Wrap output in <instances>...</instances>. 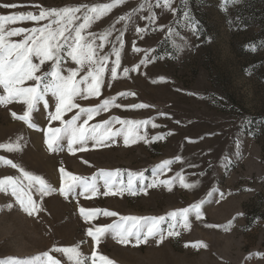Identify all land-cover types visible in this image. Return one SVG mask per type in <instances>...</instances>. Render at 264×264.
I'll return each instance as SVG.
<instances>
[{
    "label": "rangeland",
    "instance_id": "1",
    "mask_svg": "<svg viewBox=\"0 0 264 264\" xmlns=\"http://www.w3.org/2000/svg\"><path fill=\"white\" fill-rule=\"evenodd\" d=\"M5 4L16 7L0 6V16L80 7L74 22L78 26L83 23L85 5L103 6L114 0H0V5ZM129 15L130 21L120 20ZM153 15L154 22L149 19ZM51 19L8 23L5 28L25 30L24 35L10 38L18 43L32 28L43 27ZM169 28L178 35L169 36ZM106 32L109 35L104 41L99 37ZM84 34L100 45L98 59L109 57L103 84L96 97H88L86 92L76 97L74 102L80 107L65 113L63 119L69 121L81 115L80 108H96L111 99L108 109L88 120L89 127L111 121L115 131L122 127L117 120L150 123L139 129L143 138L128 146L123 136H116L100 146L89 141L85 150L74 145L70 152L63 139L62 150L50 151L47 130L62 127L49 119L48 114L55 110L50 94L48 106L41 103L31 114L36 127L12 115H24L27 107L22 102L0 105V145L22 138L18 151L0 148V179L20 177L17 169L3 164V160H11L57 189L43 197L33 191L42 209L33 217L19 209L14 197L0 193V208L13 204L11 211H0V260L29 259L49 252L61 264H71L67 256L52 249L78 245L85 256H91L97 245L87 235L90 227L110 225L120 216H167L203 200V218L191 215L190 229L177 227L178 237H167L165 232L162 243L149 240L133 247L106 234L98 246L99 254L115 264H264V0H174L171 10L156 6V0H124L94 20ZM173 40L183 44L181 51L175 50ZM116 51L120 52L119 66ZM62 55V74L80 68L67 56V49ZM146 57L148 63L144 64ZM51 70V62L41 66V72ZM84 75L87 71L81 70L77 79ZM23 86H33V82ZM140 104L149 107L140 108ZM84 119L87 117L81 115V121ZM237 141L240 156L236 155ZM169 160L173 161L170 170L156 174L157 167ZM61 169L95 177L98 191L87 194L80 188L65 198L59 192ZM117 170L120 174L111 191L120 194H106L109 189L100 173ZM130 172H142L145 177L133 181L137 195L121 191V186L127 187ZM180 175L195 187H182ZM154 176L158 181L172 180L171 190L165 184L148 187ZM80 208L97 215L85 221ZM104 212L119 215L105 216ZM169 222L161 226L167 229ZM230 222L231 229L222 230ZM208 224L221 227H206ZM196 242L207 248L185 247Z\"/></svg>",
    "mask_w": 264,
    "mask_h": 264
},
{
    "label": "snow or ice",
    "instance_id": "2",
    "mask_svg": "<svg viewBox=\"0 0 264 264\" xmlns=\"http://www.w3.org/2000/svg\"><path fill=\"white\" fill-rule=\"evenodd\" d=\"M149 0H146V3ZM174 0H156V6H163L171 10V5ZM227 2V0H226ZM233 3L239 0H232ZM124 3V0H114V4H107L103 6H88L85 5L86 11L83 16V23L78 26L74 25L76 14L81 12L80 7L62 9L41 10L39 15L31 12L25 15H10L0 16V89L3 94H0V105H7L12 101H20L27 107L24 115L16 116L12 113L14 118L20 119L28 123L29 127H36L31 122V114L38 110V106L43 103L48 106L46 97L50 94L54 98V114L49 113V119L52 121H59L62 127L52 128L47 130L46 143L50 151L62 150L60 141L66 139L68 141V150L74 151V145H79L80 150H85L89 141H95L97 146L104 144L105 141L111 140L116 136L124 137V144L126 146L131 143L142 139L139 129L150 121H127L117 120L122 127L113 131L111 121H106L104 124H97L89 127L88 120L92 119L94 115L99 114L100 111L106 110L113 100L106 99L103 103L96 108H80V114L87 117L81 121V115L73 117L69 121H65L63 116L68 111L79 108L80 106L75 103V98L81 96L86 92L88 97H96L101 92L103 84V75L105 72L104 64L108 61L107 55L102 58H97V45L94 38H89L85 35V29L89 28L92 22L101 18L106 12L116 5ZM5 8L16 7L14 4L0 5ZM143 6H141L142 8ZM185 19H189L188 12H184ZM51 19V22L45 24L43 27L32 28L30 34L25 35L21 42H12L11 37L20 36L25 34L23 28L13 29L6 31V24L17 23L22 21H42ZM131 15L120 17L121 21H130ZM153 22L156 17L153 15L149 17ZM163 30V29H161ZM140 32L146 31L140 29ZM192 31H196V26L192 24ZM169 36L178 35L169 28ZM74 33V35H73ZM109 33H104L100 39L107 41ZM119 39V38H118ZM183 39V38H181ZM173 46L177 52L181 51L183 44L176 43L173 40ZM252 50H255V45H250ZM67 49V56L79 65L80 68L76 70H69L70 74H62L61 64L64 59L62 53ZM117 66L120 64V52L114 53ZM38 61V62H34ZM46 62H51L52 70L50 72H41V66ZM142 63L147 64L148 58L146 57ZM86 70L87 75L81 79H77L79 72ZM136 70V69H134ZM127 75V69L124 70ZM113 78L116 77V70L111 72ZM163 79V78H161ZM27 81H32L33 86L24 87ZM81 85H87L86 89ZM138 107L146 108L149 105L140 104ZM250 123V122H249ZM153 127L156 125L153 124ZM18 138L15 143H8L0 145L8 151L20 150ZM237 156H240V142H236ZM177 159H180L179 157ZM173 161H165L156 169V174L165 170H170L169 166ZM3 164L11 166L20 172V177L7 176L0 179V193L10 195L15 198V204L19 209L26 213L29 217L38 215L42 210L41 205L33 198V191L38 193L40 197L51 195L57 189L52 187L42 176L35 175L19 167L11 160H3ZM63 177V185L60 187L59 192L65 198L74 193L77 189L82 188L84 193L93 194L98 191L96 185V178L91 179L80 177L67 173L64 169L60 170ZM119 170L116 172L101 171L100 175L103 177L104 187L109 189L106 194H120L119 192H112V186L117 183L116 177L119 176ZM134 179L144 180L143 173H129V180L127 187L121 186V191H127L130 195H137L138 191L133 187ZM172 180L158 181L155 176L152 183L148 187H157L160 184L168 186L169 190L172 187ZM179 183L182 187L193 188L194 184L185 182L183 175L179 176ZM139 191L146 193L145 189ZM211 195V193H209ZM205 201L201 200L198 203L191 205L188 208H183L177 211H172L167 216L160 217H136V216H120L119 220L107 226L96 227L93 230L91 227L87 230V235L91 237L97 245V250L91 256H85L79 246L53 248L52 252H59L67 256L71 264H115L109 257L99 254L98 246L102 238L106 234H110L119 244L133 247L148 244L149 240H156L157 244L162 243L167 237H178L180 232L177 227L190 229L191 223L189 217L194 215L196 219H202L203 213L201 211ZM13 204L9 203L0 208V211L5 209L11 211ZM80 214L84 217L85 221L94 218L97 212L94 210H86L80 208ZM105 216H118L116 212H104ZM166 221L168 223L167 229L161 225ZM210 228H220L218 225H205ZM230 222L228 225L222 226V230L228 231L232 227ZM166 232V235H165ZM191 246L193 248H207L203 242H196L192 245L186 244L185 247ZM0 264H61V261L54 258L49 252H44L40 255L29 259L9 258L7 260H0Z\"/></svg>",
    "mask_w": 264,
    "mask_h": 264
}]
</instances>
